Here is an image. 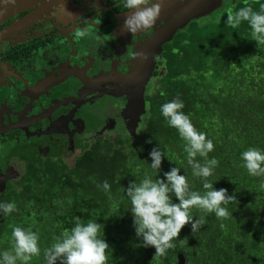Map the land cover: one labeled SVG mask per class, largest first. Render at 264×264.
I'll use <instances>...</instances> for the list:
<instances>
[{"label": "trees", "instance_id": "trees-1", "mask_svg": "<svg viewBox=\"0 0 264 264\" xmlns=\"http://www.w3.org/2000/svg\"><path fill=\"white\" fill-rule=\"evenodd\" d=\"M262 5L264 0H237L231 10L251 7L259 12ZM226 21L225 13L192 20L166 43L164 70L145 95L148 114L133 131L122 128L96 136L71 164L50 158L30 162L19 183L8 180L0 188V203L15 202L17 207L0 215V254L12 250V230L19 226L39 236L40 255L29 264H45L44 251L79 220L101 224L98 238L109 245L107 264H174L177 252L185 264H264V175H250L241 159L249 148L264 152V45L253 39L247 21L237 28ZM177 97L196 130L213 141L207 158L219 163L208 180L236 199L222 205L230 213L226 219L193 208V219L203 216L204 225L196 233L186 225L173 241L175 248L154 256V247L138 246L141 238L126 195L129 182L166 179L164 172L178 167L192 191H206L203 180L192 174L185 141L160 111ZM154 147L165 153L159 172L151 167ZM105 180L110 195L98 187ZM173 202L179 203L174 196Z\"/></svg>", "mask_w": 264, "mask_h": 264}, {"label": "flooded vegetation", "instance_id": "flooded-vegetation-1", "mask_svg": "<svg viewBox=\"0 0 264 264\" xmlns=\"http://www.w3.org/2000/svg\"><path fill=\"white\" fill-rule=\"evenodd\" d=\"M235 1L157 0L156 23L133 35L123 27L125 0H0V175L7 174L0 188L19 183L30 162L71 164L86 143L109 136L152 34L195 11L154 55L143 91L146 117L145 95L164 70L166 43L192 20L227 14ZM77 30L86 35L77 37Z\"/></svg>", "mask_w": 264, "mask_h": 264}, {"label": "clouds", "instance_id": "clouds-1", "mask_svg": "<svg viewBox=\"0 0 264 264\" xmlns=\"http://www.w3.org/2000/svg\"><path fill=\"white\" fill-rule=\"evenodd\" d=\"M5 2L14 3L15 0ZM124 8L130 10V14L125 18L123 27L134 35L153 27L160 16L162 2L125 0ZM243 21L248 22L258 46L264 45V5L259 12L253 11L251 7L240 8L235 13L228 10L226 25L237 28ZM75 35L83 37L86 32L77 30ZM97 39L101 37L98 35ZM183 108V101L177 97L161 105L160 111L168 126L175 128L185 141L184 151L192 174L203 180L206 191L203 194L192 191L186 176L180 174L178 167L164 172L166 179L153 180L145 177L139 183L136 180L130 181L126 189L135 233L141 238L138 246L154 247V256H164L167 250L175 248L173 241L179 238L180 231L186 225H191L192 233H196L204 225L203 216L193 219V208L206 214L215 213L217 219H226L230 213L222 205H228L236 199L234 195L228 194L226 188L217 190L208 180L219 163L215 158H207L214 150L213 141L196 130L190 117L181 111ZM140 131L136 129L137 133ZM164 155L159 147H154L149 153L151 167L157 172L161 170ZM197 156L204 158L205 162L201 164L196 159ZM241 159L250 175H264V152L249 148L241 154ZM98 187L110 195L111 186L107 180ZM173 196L179 203L173 202ZM16 210L15 202L0 203V215L7 216ZM100 226L97 222L83 224L77 220L70 231L64 230L56 242L44 251L45 264H57V261L59 264H107L106 250L109 245L104 239L98 238ZM11 235L12 250L0 254V264H17L18 260L22 264H29L32 257L40 255L38 233L17 226L13 228Z\"/></svg>", "mask_w": 264, "mask_h": 264}, {"label": "water", "instance_id": "water-1", "mask_svg": "<svg viewBox=\"0 0 264 264\" xmlns=\"http://www.w3.org/2000/svg\"><path fill=\"white\" fill-rule=\"evenodd\" d=\"M197 15L198 13L195 11L177 15L152 34L150 44L148 45L147 56H145V59H142L136 72L137 79H134L135 86L128 96L122 100L121 106H119L120 108L115 113L116 116L121 118V121L117 123L113 118L111 126L115 124L117 130L127 128L129 131H133L136 123L142 122L144 116L143 105L145 103L143 91L146 88L147 78L153 67L154 55L160 51L161 42L170 39L177 28L183 27L190 18ZM6 175L4 174V176ZM4 176L0 175V178ZM174 264H185L184 256L181 252L176 253Z\"/></svg>", "mask_w": 264, "mask_h": 264}, {"label": "rangeland", "instance_id": "rangeland-1", "mask_svg": "<svg viewBox=\"0 0 264 264\" xmlns=\"http://www.w3.org/2000/svg\"><path fill=\"white\" fill-rule=\"evenodd\" d=\"M114 115H115V114H114ZM110 128H112L110 131H115V130H116L115 124H113V126L110 127ZM117 131H119V130H117ZM101 133H104V131H102Z\"/></svg>", "mask_w": 264, "mask_h": 264}]
</instances>
